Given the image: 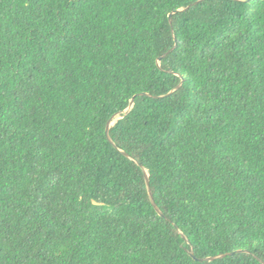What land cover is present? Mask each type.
I'll return each instance as SVG.
<instances>
[{
	"label": "trees",
	"instance_id": "1",
	"mask_svg": "<svg viewBox=\"0 0 264 264\" xmlns=\"http://www.w3.org/2000/svg\"><path fill=\"white\" fill-rule=\"evenodd\" d=\"M246 1L0 0V264H264Z\"/></svg>",
	"mask_w": 264,
	"mask_h": 264
},
{
	"label": "water",
	"instance_id": "2",
	"mask_svg": "<svg viewBox=\"0 0 264 264\" xmlns=\"http://www.w3.org/2000/svg\"><path fill=\"white\" fill-rule=\"evenodd\" d=\"M202 1H203V0H202ZM250 1H251V0H247L246 2H250ZM199 3H201V1L197 2L196 4H199ZM189 8H190V7H189ZM181 11H182V10H181ZM173 15H174V13L170 14V16H169V21H170V23H172ZM161 59H162V58H161ZM161 59H160V61H161ZM183 83H184V81H183V82H182V83H181V84H180L175 90L171 91V92L168 93L167 95H165V96H161V97H155V98H156V99H161V98H168V97L172 96L173 94H175V92H177L178 90L181 89ZM139 96H149V94H147V93H142V94H140ZM135 99H136V97L131 101L130 108L125 112V114H128V113L130 112V110L134 107ZM113 117H115V118L113 119ZM113 117L111 118V120L109 121V123H108V125H107V128H106V136H107V139L109 140V142H110L113 146L116 147V144H115L114 140L112 139V137H111V133H110V132H111V128H112V126H113V125H114V124H115V123H116L121 117H120V114H116V115H114ZM125 155H126L128 158L131 159L130 155H127L126 153H125ZM145 174H146V175H145V176H146V184H147V188H148V192H149V196H150V199H151V201H152V204H153L155 210L157 211V213H158L161 217L165 218V214L162 212V210L159 208V206H158L157 203H156V200H155V197H154V194H153L152 188H151L150 177H149V175H148V173H147L146 171H145ZM94 204L98 205L97 202H94ZM237 253H241V252L237 251V252H232V253L223 254V255H220V256L209 257V258H206V259H200V258H198V257L196 256V254L192 251V252H190V256H191L195 261H197V262H203V261L214 262V261H216V260H218V259H223V258H226V257H228V256H234V255L237 254Z\"/></svg>",
	"mask_w": 264,
	"mask_h": 264
},
{
	"label": "snow or ice",
	"instance_id": "3",
	"mask_svg": "<svg viewBox=\"0 0 264 264\" xmlns=\"http://www.w3.org/2000/svg\"><path fill=\"white\" fill-rule=\"evenodd\" d=\"M115 117H113V119H114Z\"/></svg>",
	"mask_w": 264,
	"mask_h": 264
}]
</instances>
